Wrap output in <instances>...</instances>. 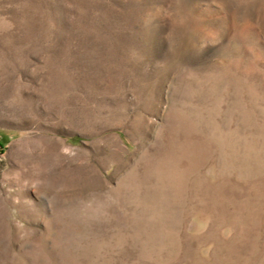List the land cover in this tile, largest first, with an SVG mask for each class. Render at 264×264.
I'll use <instances>...</instances> for the list:
<instances>
[{
  "label": "rangeland",
  "instance_id": "rangeland-1",
  "mask_svg": "<svg viewBox=\"0 0 264 264\" xmlns=\"http://www.w3.org/2000/svg\"><path fill=\"white\" fill-rule=\"evenodd\" d=\"M0 264H264V0H0Z\"/></svg>",
  "mask_w": 264,
  "mask_h": 264
}]
</instances>
